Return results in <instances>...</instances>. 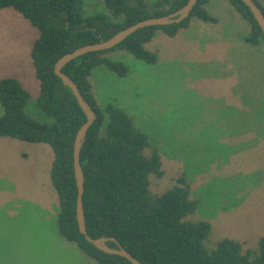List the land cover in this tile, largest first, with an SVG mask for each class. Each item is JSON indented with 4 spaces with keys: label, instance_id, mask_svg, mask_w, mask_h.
Listing matches in <instances>:
<instances>
[{
    "label": "rangeland",
    "instance_id": "obj_1",
    "mask_svg": "<svg viewBox=\"0 0 264 264\" xmlns=\"http://www.w3.org/2000/svg\"><path fill=\"white\" fill-rule=\"evenodd\" d=\"M207 10L216 24L192 18L173 38L156 33L146 45L156 64L111 52L128 75L98 67L90 82L102 107L122 108L158 147L165 175H151V194L185 176L198 201L187 220L212 225L206 248L229 238L255 250L264 236V40L246 44L249 27L227 0H209ZM84 11L108 12L102 0H84ZM38 34L15 10L0 12V80L19 79L31 103L40 92L31 59ZM53 158L47 145L0 137V264H96L59 234Z\"/></svg>",
    "mask_w": 264,
    "mask_h": 264
},
{
    "label": "trees",
    "instance_id": "obj_2",
    "mask_svg": "<svg viewBox=\"0 0 264 264\" xmlns=\"http://www.w3.org/2000/svg\"><path fill=\"white\" fill-rule=\"evenodd\" d=\"M249 27L245 42L262 45L264 35L250 8L242 0H227ZM189 0H102L107 13L85 15L84 0H0V12L13 9L38 31L31 51L32 66L40 83L37 100L16 77L0 80V137L49 146L54 154L50 180L58 204V231L68 243L96 264H132L89 243L77 221L78 187L74 170V145L87 116L73 91L55 74L60 58L75 50L108 40L138 22L171 15ZM254 2L264 14L259 0ZM209 0H198L189 18L179 24L146 27L115 48L92 52L68 63L62 72L78 86L97 115L80 154L85 179L83 195L88 234L110 238L111 248L122 246L143 264H264V236L258 249L244 251V243L225 238L207 249L212 232L208 221H189L198 208L190 184L180 176L176 185L160 196L150 192V177L165 175L158 147L136 126L135 120L113 104L102 107L93 91V70L105 67L124 78L129 69L107 54L125 51L153 65L157 54L146 49L158 31L175 37L192 18L216 24L207 10ZM43 112L51 122L39 121Z\"/></svg>",
    "mask_w": 264,
    "mask_h": 264
},
{
    "label": "water",
    "instance_id": "obj_3",
    "mask_svg": "<svg viewBox=\"0 0 264 264\" xmlns=\"http://www.w3.org/2000/svg\"><path fill=\"white\" fill-rule=\"evenodd\" d=\"M252 11L255 19L257 20L259 26L262 29L264 35V14L261 8L254 2V0H242ZM198 0H189V2L177 12L160 17V18H151L137 24L126 28L119 33H117L112 38L105 40L102 39L99 43L87 45L75 50L72 53L66 54L62 58L58 60L55 66V74L63 81V83L68 86L72 91L80 107L82 108L83 112L87 116V122L80 128L77 133L74 145V170H75V177L78 187V201H77V221L78 226L81 234H83L86 240L93 244L97 249L111 255H117L123 257L130 261L132 264H143L134 258L131 254H129L122 246L118 245V249L111 248L107 245L108 242H115V239L110 238H92L87 232L86 226V218H85V211H84V203H83V195L85 192V179L82 171V167L80 164V154L81 150L84 146V143L87 138V133L90 127L94 124L95 120L97 119V115L89 105V103L84 99L83 95L80 93L78 86L74 83V81L65 75L62 70L63 68L73 60L86 55L92 52H99V51H107L115 48L121 42H123L126 38H128L133 33L137 32L140 29L146 27H156V26H168L172 24H179L190 17L194 7L197 5ZM118 244V243H117Z\"/></svg>",
    "mask_w": 264,
    "mask_h": 264
}]
</instances>
